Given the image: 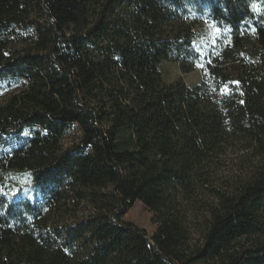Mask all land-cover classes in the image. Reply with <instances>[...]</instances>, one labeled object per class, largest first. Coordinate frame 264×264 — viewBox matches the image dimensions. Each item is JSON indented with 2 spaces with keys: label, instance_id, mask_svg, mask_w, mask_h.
<instances>
[{
  "label": "trees",
  "instance_id": "obj_1",
  "mask_svg": "<svg viewBox=\"0 0 264 264\" xmlns=\"http://www.w3.org/2000/svg\"><path fill=\"white\" fill-rule=\"evenodd\" d=\"M162 60L203 76L165 83ZM3 79L0 264H264V0H0ZM233 146L246 176L207 194Z\"/></svg>",
  "mask_w": 264,
  "mask_h": 264
},
{
  "label": "rangeland",
  "instance_id": "obj_2",
  "mask_svg": "<svg viewBox=\"0 0 264 264\" xmlns=\"http://www.w3.org/2000/svg\"><path fill=\"white\" fill-rule=\"evenodd\" d=\"M217 29L213 28L212 24L204 20L197 26L196 38L194 45L199 50H204L209 40L216 35ZM21 36L17 39L16 44H21L22 40L30 41L34 38V31L31 27L19 29ZM161 73L162 81L165 83L172 82L178 78H182L186 85L193 86L201 80L203 76L204 62L194 65L192 71L182 73L179 64L173 60H162L158 64ZM21 84L15 79L0 80V104L4 103L8 96L19 89ZM32 129L24 128L19 133L6 138L7 146L21 142L28 136ZM80 131L76 125H73L68 133L63 138V144L69 145L78 140ZM240 147L233 146L216 161V166L212 172V184L210 191L227 188L230 184H235L240 178H244L247 172V164L249 155L244 156V150H239ZM14 186L19 184H27L28 175L25 172L12 171L9 173ZM123 220L132 223L134 226L144 229L148 235H151L155 228L156 222L154 220V213L150 211L140 201H134L123 215ZM194 264H202L197 262Z\"/></svg>",
  "mask_w": 264,
  "mask_h": 264
},
{
  "label": "snow or ice",
  "instance_id": "obj_3",
  "mask_svg": "<svg viewBox=\"0 0 264 264\" xmlns=\"http://www.w3.org/2000/svg\"><path fill=\"white\" fill-rule=\"evenodd\" d=\"M216 31L219 32V29H217ZM235 83H238V82H235Z\"/></svg>",
  "mask_w": 264,
  "mask_h": 264
}]
</instances>
